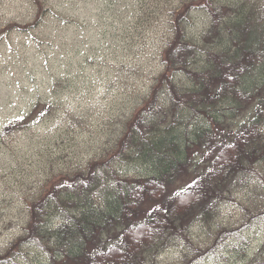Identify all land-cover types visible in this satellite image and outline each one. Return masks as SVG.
<instances>
[{"label": "trees", "instance_id": "trees-1", "mask_svg": "<svg viewBox=\"0 0 264 264\" xmlns=\"http://www.w3.org/2000/svg\"><path fill=\"white\" fill-rule=\"evenodd\" d=\"M148 2L152 17L167 19L149 94L113 145L26 203L23 233L0 264L28 248L42 254L35 264H160L179 242L188 252L181 263L193 264L208 254L189 240L194 225L252 188L261 203L245 218L264 212V0ZM44 110L36 105L0 144ZM218 234L221 243L229 232Z\"/></svg>", "mask_w": 264, "mask_h": 264}, {"label": "rangeland", "instance_id": "rangeland-1", "mask_svg": "<svg viewBox=\"0 0 264 264\" xmlns=\"http://www.w3.org/2000/svg\"><path fill=\"white\" fill-rule=\"evenodd\" d=\"M148 1L0 0V138L36 105L48 109L0 144L1 252L22 235L26 203L54 175L113 145L149 94L167 19L152 17ZM196 17L197 34L204 24ZM252 189L220 206L209 224L192 227L189 240L208 253L193 264H248L256 255L264 261V212L245 218L246 208L261 203L262 190ZM222 230L229 235L219 243ZM184 253L179 242L158 261L182 264ZM37 256L28 248L12 264H35Z\"/></svg>", "mask_w": 264, "mask_h": 264}]
</instances>
